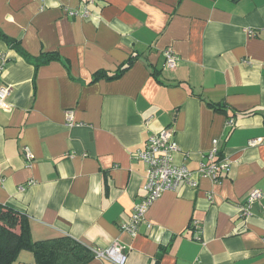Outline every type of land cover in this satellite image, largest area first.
Instances as JSON below:
<instances>
[{"label":"crops","instance_id":"crops-1","mask_svg":"<svg viewBox=\"0 0 264 264\" xmlns=\"http://www.w3.org/2000/svg\"><path fill=\"white\" fill-rule=\"evenodd\" d=\"M45 53L55 58L37 65ZM1 56L12 108H0V205L28 218L35 241L118 242L126 264H264V0H0ZM130 58L120 78L93 82ZM164 128L177 164L195 173L217 140L231 167L164 192L134 236L122 225L146 165L132 153ZM253 188L263 198L243 220ZM34 262L23 250L12 264Z\"/></svg>","mask_w":264,"mask_h":264},{"label":"built area","instance_id":"built-area-1","mask_svg":"<svg viewBox=\"0 0 264 264\" xmlns=\"http://www.w3.org/2000/svg\"><path fill=\"white\" fill-rule=\"evenodd\" d=\"M67 13L71 16L89 17L88 10L79 11L77 9H67ZM165 58V67L175 69L178 65L180 57L172 48H166L163 51ZM7 59L1 56L0 76L5 69ZM11 89L9 86L0 83V108L10 110L12 107L8 101ZM227 124L232 125L233 119H229ZM260 140V139H259ZM259 140L255 141L258 142ZM253 142V143H255ZM179 150L178 144L173 140L172 132L164 128L159 132L153 133L145 142L143 148H139L132 153L133 158L140 160L146 165V181L143 189L145 194L142 200L135 204L132 214L126 223H123L122 229L131 235H137L141 231V227L145 225L151 229L152 224L147 221L146 214L158 198L168 190L176 191L181 185L189 187L198 186V178H210L214 182L221 181V173L230 170L231 163L229 159L220 154L218 141H214L212 149L208 153L209 162H201L200 167L195 173L186 166L177 164L174 161V153ZM24 155L28 163L34 158V154L25 148ZM197 176V177H195ZM23 189V188H22ZM263 198V191L259 188H253L249 191L246 201L240 205L241 217L246 220L252 214V207L256 202ZM198 221H194V226L199 228ZM196 237L201 239L199 233ZM95 257L105 264L110 261L115 264H126L127 253L125 246L116 242L110 247L93 249Z\"/></svg>","mask_w":264,"mask_h":264},{"label":"trees","instance_id":"trees-1","mask_svg":"<svg viewBox=\"0 0 264 264\" xmlns=\"http://www.w3.org/2000/svg\"><path fill=\"white\" fill-rule=\"evenodd\" d=\"M52 58H55V54L45 53L36 60L37 65ZM132 64L133 60L130 58L114 72L97 71L93 82L103 78L118 79ZM208 104L215 109H223L221 104ZM23 250L33 253L34 264H86L95 256L90 248L71 237L35 241L28 218L10 207L0 205V264H12Z\"/></svg>","mask_w":264,"mask_h":264}]
</instances>
